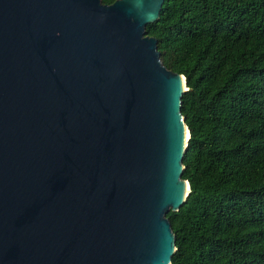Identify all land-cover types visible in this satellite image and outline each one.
<instances>
[{
    "label": "water",
    "instance_id": "95a60500",
    "mask_svg": "<svg viewBox=\"0 0 264 264\" xmlns=\"http://www.w3.org/2000/svg\"><path fill=\"white\" fill-rule=\"evenodd\" d=\"M164 1L0 0V264H172L191 135L147 34Z\"/></svg>",
    "mask_w": 264,
    "mask_h": 264
},
{
    "label": "trees",
    "instance_id": "16d2710c",
    "mask_svg": "<svg viewBox=\"0 0 264 264\" xmlns=\"http://www.w3.org/2000/svg\"><path fill=\"white\" fill-rule=\"evenodd\" d=\"M147 34L189 87L172 264H264V0H165Z\"/></svg>",
    "mask_w": 264,
    "mask_h": 264
},
{
    "label": "bare ground",
    "instance_id": "6f19581e",
    "mask_svg": "<svg viewBox=\"0 0 264 264\" xmlns=\"http://www.w3.org/2000/svg\"><path fill=\"white\" fill-rule=\"evenodd\" d=\"M186 136H188V135H186Z\"/></svg>",
    "mask_w": 264,
    "mask_h": 264
}]
</instances>
